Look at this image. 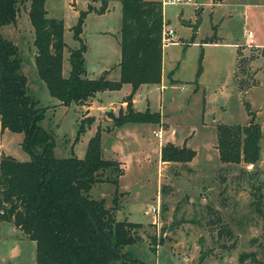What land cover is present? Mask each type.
Instances as JSON below:
<instances>
[{
	"label": "rangeland",
	"instance_id": "rangeland-1",
	"mask_svg": "<svg viewBox=\"0 0 264 264\" xmlns=\"http://www.w3.org/2000/svg\"><path fill=\"white\" fill-rule=\"evenodd\" d=\"M106 1L101 14L88 11V6L99 8L102 0L45 1L48 17L63 20L65 77L69 51L79 47L72 27L82 11L86 76L119 79L121 2ZM29 4V0L19 4L16 21L0 26V34L18 47L27 91L45 109L40 125L54 138V155L83 158L99 126L103 157L121 162L118 185L98 182L89 194L104 200L117 220L141 224L137 230L141 240L124 247L134 259L128 264L264 262V135L255 164L223 163L217 149L219 124L243 126L254 115L264 134V0L163 5L164 23L174 30V42L162 48V80L141 85L133 95L135 109L160 112V123H126L106 132L112 120L101 107L107 110L114 103L110 111L115 115L125 110L122 98L131 86L123 84L118 90L98 93L101 100L90 111L95 122L77 140L78 123L88 111L76 103L61 104L38 76ZM246 30L253 32L255 44L262 45H247ZM22 139V133L0 131V157L29 160ZM166 142L185 144L195 151L194 158L187 163L162 162L160 148ZM158 200L160 215L153 223V215L145 211ZM249 253L256 261L245 257L241 262L240 256ZM35 255L33 240L11 221H0V264H34Z\"/></svg>",
	"mask_w": 264,
	"mask_h": 264
},
{
	"label": "trees",
	"instance_id": "trees-1",
	"mask_svg": "<svg viewBox=\"0 0 264 264\" xmlns=\"http://www.w3.org/2000/svg\"><path fill=\"white\" fill-rule=\"evenodd\" d=\"M23 1L0 0V26L16 21L19 4ZM29 1L35 66L51 96L65 106L85 105L100 92L118 90L123 84H129L131 92L123 99L125 110L119 109L117 115L107 111L112 126L106 131L111 132L126 123H160V112L149 108L138 111L133 107V95L141 85L160 84L162 80L161 0H120V77L115 81L103 74L94 79L86 76V45L81 38L85 12L82 11L72 27L79 47L69 51L70 70L65 77L62 72L66 46L63 20L48 17L46 0ZM106 9V0H102L99 8L88 6V11L98 14ZM200 71L199 67L197 76ZM44 112L27 91L18 47L0 34V131L22 133L21 145L30 157L27 161L0 157V221H11L35 242L34 264H128L134 261L124 252V247L141 240L137 233L141 224L117 220L104 200L93 199L89 194L98 182L118 185L123 172L121 162L103 157L99 126L89 138L83 158L56 157L54 138L40 125ZM94 122V116H83L75 140ZM263 135L254 115L243 126L219 124L220 160L255 164L260 158ZM194 156L195 151L185 144L166 142L160 148L162 162L187 163ZM117 195L116 189L114 209L118 206ZM245 257L256 261L254 253L242 254L240 261ZM256 264L264 262L256 261Z\"/></svg>",
	"mask_w": 264,
	"mask_h": 264
},
{
	"label": "built area",
	"instance_id": "built-area-1",
	"mask_svg": "<svg viewBox=\"0 0 264 264\" xmlns=\"http://www.w3.org/2000/svg\"><path fill=\"white\" fill-rule=\"evenodd\" d=\"M162 4H176V3H191L193 0H161ZM174 36V30L171 28H167L166 24L163 21V27H162V44L163 46H166L168 44H171L174 42L173 40ZM246 39H247V45L251 44L253 45L254 39H253V32L250 30H246ZM164 89V86L162 87ZM155 136H160L161 134L158 132H154ZM146 214H152L153 215V223H156L159 219L160 215V201L158 200L157 203H153L149 206V208L145 211Z\"/></svg>",
	"mask_w": 264,
	"mask_h": 264
},
{
	"label": "crops",
	"instance_id": "crops-1",
	"mask_svg": "<svg viewBox=\"0 0 264 264\" xmlns=\"http://www.w3.org/2000/svg\"><path fill=\"white\" fill-rule=\"evenodd\" d=\"M163 19H164V16H163ZM253 35H254V34H253ZM245 43H247V39L245 40ZM253 43H254L255 46H258V45L261 46V45H262V44H255V40H254ZM123 99H124V98H122V102H123ZM100 100H101V99L99 98V96H98V94H97V95L93 98V101L91 102V104H89V105H82V106H85V107H84L85 110L88 111V114H89V115H91V114H90V111H91L92 105H93L94 103H96V102H99ZM119 103H120V102H119ZM124 103H125V102H124ZM124 103H121V104H122V105H121L122 108H124V106H125ZM113 104H114V103H113ZM113 104H110V105H109V108H107V110H104V109H103V106H102V107H101V108H102V109H101V111H102L101 113H103V112H107V111H110L111 109H114ZM121 106H120V104H119V107H121ZM133 107H134V102H133ZM134 108H135V107H134ZM91 116H92V115H91ZM93 116H94V115H93ZM106 118H107V120H109V121L111 120V118L109 117L108 114L106 115ZM114 129H115V128H114ZM114 129H113L111 132H114ZM106 132H107V131H106ZM108 133H109V132H108ZM172 142H174V141H172ZM174 143H176V142H174ZM176 144H177V143H176ZM181 145H182V144H181Z\"/></svg>",
	"mask_w": 264,
	"mask_h": 264
},
{
	"label": "water",
	"instance_id": "water-1",
	"mask_svg": "<svg viewBox=\"0 0 264 264\" xmlns=\"http://www.w3.org/2000/svg\"><path fill=\"white\" fill-rule=\"evenodd\" d=\"M197 2L202 4L203 3V0H197ZM197 26H198V23L195 24V25H193V30L194 31L196 30Z\"/></svg>",
	"mask_w": 264,
	"mask_h": 264
}]
</instances>
